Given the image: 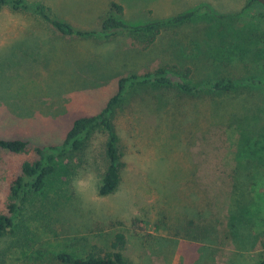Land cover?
<instances>
[{
    "label": "rangeland",
    "instance_id": "1",
    "mask_svg": "<svg viewBox=\"0 0 264 264\" xmlns=\"http://www.w3.org/2000/svg\"><path fill=\"white\" fill-rule=\"evenodd\" d=\"M43 2L77 28L100 30L112 0ZM138 23L198 4L210 16L163 33L144 48L127 33L64 35L31 10H0V137L60 143L73 121L100 111L120 77L162 64L189 65L192 84L244 80L227 93L173 89L127 97L114 117L122 181L99 193L106 137L65 158L0 240V264H61L55 255L109 249L127 236L131 264H260L264 258V4L249 0H116ZM240 12V13H239ZM239 13V14H237ZM223 15V16H221ZM174 38L179 40H174ZM250 79V80H249ZM154 96V97H153ZM31 154L0 150V213Z\"/></svg>",
    "mask_w": 264,
    "mask_h": 264
},
{
    "label": "trees",
    "instance_id": "2",
    "mask_svg": "<svg viewBox=\"0 0 264 264\" xmlns=\"http://www.w3.org/2000/svg\"><path fill=\"white\" fill-rule=\"evenodd\" d=\"M254 2L264 4V0H249L244 8L251 6ZM5 5L14 10H31L50 22L64 35L81 38H110L118 33H127L138 41L142 36H145L142 42L144 48L152 46L159 36L170 29H177L183 24L195 22L200 18L210 16L211 13L208 4L203 3L166 17H156L145 22L134 23L122 17L124 5L112 0L109 7L110 12L102 16V27L97 31L77 28L70 21L53 16L48 6L43 2L31 6L27 0H0V10ZM174 40L179 39L174 38ZM193 72L194 69L189 65L183 67L177 63H167L143 73L133 72L120 77L118 89L108 99L106 105L96 113L77 117L60 143L36 145L22 138L0 137V150L31 154L29 159L22 162L21 172L11 185L8 213H0V240L9 232L14 231L16 218L29 197L44 190L50 178L56 174L59 168L63 173L67 171V166L62 162L65 158H83L87 155L91 139L98 132H102L106 137L103 153L106 168L99 186V193L108 195L119 188L125 162L123 161L121 138L114 123V117L127 97L140 91L161 92L167 89H173L179 94L186 95L196 94L202 89L212 93H227L244 81L221 78L201 87L187 81L192 77ZM126 243V234L117 232L109 249L94 245L82 256L61 251L55 255V259L61 264H131L125 254ZM260 264H264V258L261 259Z\"/></svg>",
    "mask_w": 264,
    "mask_h": 264
}]
</instances>
